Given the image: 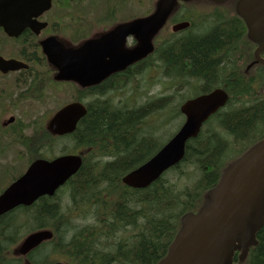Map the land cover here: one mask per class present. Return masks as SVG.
Returning <instances> with one entry per match:
<instances>
[{
    "label": "trees",
    "instance_id": "trees-1",
    "mask_svg": "<svg viewBox=\"0 0 264 264\" xmlns=\"http://www.w3.org/2000/svg\"><path fill=\"white\" fill-rule=\"evenodd\" d=\"M151 7L141 0L138 14ZM217 17L214 7L190 10L181 4L170 21L188 20L190 26L176 33L167 29L164 38L159 35L153 53L134 64V71L133 65L130 73L76 87L75 100L84 103L86 113L70 134L55 136L35 127L40 131L27 138L29 161L47 153L55 156L58 147V154L82 155V164L53 196L0 215V264H22L17 244L30 231L42 228L53 235L27 255L32 264H54V257L69 264H156L165 255L181 216L197 212L222 168L264 136V66H256L253 76L244 79L230 52L233 67L228 70V52L251 43L245 36L240 38L244 26L237 18L217 25ZM153 68L158 74L155 82L148 74ZM133 73L141 76L137 85H113L131 80ZM156 82L161 90L147 94ZM140 87L143 101L131 97L124 101V91L133 89V96ZM218 87L228 99L185 143L182 159L147 187L124 184V174L146 161L174 133L176 129L163 140L165 126L183 119L180 104ZM162 111L170 117L161 116ZM151 116L157 120L153 122ZM24 167L14 172L15 166H0V191ZM233 264H264V222L256 244L242 261L236 252Z\"/></svg>",
    "mask_w": 264,
    "mask_h": 264
},
{
    "label": "water",
    "instance_id": "water-1",
    "mask_svg": "<svg viewBox=\"0 0 264 264\" xmlns=\"http://www.w3.org/2000/svg\"><path fill=\"white\" fill-rule=\"evenodd\" d=\"M180 0H155L153 11L143 17L122 22L97 38H88L73 47L64 48L54 37L40 44L47 61L58 70L56 79L73 80L82 87L100 83L110 73L124 69L153 51L152 39L164 25ZM190 1V0H181ZM216 3L225 0H212ZM51 0H0V26L9 36H16L23 27L38 31L31 16L48 9ZM236 13L244 20L247 37L264 43V0H238ZM27 18L16 19V16ZM188 21L171 26L172 31L186 28ZM128 36L136 43L126 47ZM261 46L255 50L258 61ZM0 62L12 69L15 60ZM227 100L219 88L183 102L180 112L185 119L176 133L148 160L122 177L130 187L144 188L184 155L185 143L195 137L202 123ZM86 109L80 102H71L57 110L48 120L47 128L58 135L71 133ZM82 163L77 154H63L52 159H35L25 171L0 192V215L23 205H31L41 196L54 195ZM206 202L198 212L182 215L181 224L157 264H232L233 255L243 260L256 244V233L264 222V137L220 172L218 181L206 193ZM47 229L27 234L16 247L25 256L41 242L50 239ZM24 264H31L25 260ZM55 264H67L56 262Z\"/></svg>",
    "mask_w": 264,
    "mask_h": 264
},
{
    "label": "flooded vegetation",
    "instance_id": "flooded-vegetation-1",
    "mask_svg": "<svg viewBox=\"0 0 264 264\" xmlns=\"http://www.w3.org/2000/svg\"><path fill=\"white\" fill-rule=\"evenodd\" d=\"M147 1L153 7L155 0ZM236 2L237 0H226L222 3L212 0H190L181 4H185L190 10L214 7L218 12V17L215 19L217 25L237 18L242 27L244 26L241 32L242 37H240L243 39L244 36L246 38V27L243 20L235 13ZM140 4L141 0H51L49 9L31 16V20L44 23L42 27H38L37 32L29 27H23L16 36H9L0 26V57L18 62L13 69L0 62V145L18 153L15 159L7 157V161L1 153V163H9L13 159L15 165H27L29 163L26 148L28 136L40 131L35 128L36 126L46 128L48 120L57 110L76 101L77 83L72 80L56 79L58 70L47 61L40 42L47 37H54L64 48H68L83 38L99 37L118 23L140 16L138 14ZM15 18L24 19L27 15H19ZM168 25L169 23L166 27ZM135 43L133 36L126 38V46L130 47ZM251 44H239L237 50L233 47L227 56L228 70L233 67L229 56L231 52L232 57L237 58L235 63L238 67L237 71L244 79L252 77L255 67L260 65L258 61L256 62L253 53L258 44L255 46L252 44L253 50H251ZM260 55L264 57V49L261 50ZM136 63L110 73L103 81L110 77L116 78L115 74L124 71L130 73L131 67ZM136 65L133 66V71ZM237 71L234 72V77ZM139 76V73H133L131 80L123 82L114 80L113 85L134 83L137 85ZM234 79L231 78V80ZM46 131L49 132L47 129ZM49 155L47 153L46 157Z\"/></svg>",
    "mask_w": 264,
    "mask_h": 264
},
{
    "label": "rangeland",
    "instance_id": "rangeland-1",
    "mask_svg": "<svg viewBox=\"0 0 264 264\" xmlns=\"http://www.w3.org/2000/svg\"><path fill=\"white\" fill-rule=\"evenodd\" d=\"M168 29V26L166 27V28H164L160 33V38L161 37H163V34L162 33H165L164 31H166ZM165 37V36H164ZM163 37V38H164ZM156 42V41H155ZM156 70V69H155ZM154 70V71H155ZM145 74V73H144ZM147 74V73H146ZM148 74H150V72L148 73ZM146 76H148V75H146ZM151 76H152V74H151ZM153 77V79H154V82H155V80H157V78H158V74H156L155 76H152ZM141 79V76H139L138 77V81ZM150 79H151V77H150ZM161 87H162V85L160 84V82H156V83H154V84H151L150 86H149V89L147 90V94H153V93H156V92H158V90H161ZM138 89H140V91L136 94V95H134L133 94V96H132V92H133V89H130V90H126V91H124V94L122 95V98L124 99V101L125 100H127V101H131L130 99L132 98V100H136L137 102H141V101H143L144 99H143V95H141V93H142V91L144 90L143 89V87L141 88H138ZM128 97L130 98V99H128ZM161 116H163V117H166V116H168V117H170L169 116V114H168V111H162V114H160ZM150 120H152V121H156L157 120V117L156 116H152L151 118H150ZM179 122H180V120L179 119H175V120H173V121H170L169 123H168V125H166L165 126V131H168L164 136H163V140H165L166 138H167V136L171 133V132H173L175 129H177V127H178V125H179ZM1 153H3L4 154V158L6 159V161H7V157L9 158V157H11V158H13V159H15V156L18 154L17 152H12L10 149H8L7 147H2V146H0V154ZM59 153V149H58V147H56L55 149H54V155H57ZM230 155L231 154H234V153H229ZM13 159L12 160H10L9 161V163H7V162H4V163H1V166L2 165H4L5 163V165L6 166H15V169L13 170L14 172L15 171H17L18 170V168H23L24 166H25V164L24 165H15V163H14V161H13ZM18 172V171H17ZM3 179H5V177L3 178ZM2 179V180H3ZM65 239L67 238V236H65L64 237ZM54 258H56L57 260H64L63 258H61V257H54Z\"/></svg>",
    "mask_w": 264,
    "mask_h": 264
}]
</instances>
